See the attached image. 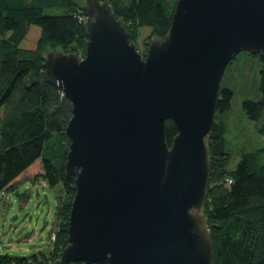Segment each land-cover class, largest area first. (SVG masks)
Instances as JSON below:
<instances>
[{
    "label": "water",
    "instance_id": "water-1",
    "mask_svg": "<svg viewBox=\"0 0 264 264\" xmlns=\"http://www.w3.org/2000/svg\"><path fill=\"white\" fill-rule=\"evenodd\" d=\"M84 1V57L57 49L44 63L72 103L76 193L55 264H213L204 210L216 105L232 61L264 53V0H177L144 57L108 0Z\"/></svg>",
    "mask_w": 264,
    "mask_h": 264
},
{
    "label": "trees",
    "instance_id": "trees-1",
    "mask_svg": "<svg viewBox=\"0 0 264 264\" xmlns=\"http://www.w3.org/2000/svg\"><path fill=\"white\" fill-rule=\"evenodd\" d=\"M108 2L136 43L145 27L152 32L149 40L165 38L176 5V0ZM79 7L76 0H0V192L10 193L24 182L41 178L51 189L60 185L70 198L58 209V229L50 230L56 234L50 254L0 255V264H28L29 260L55 264L69 243L68 220L76 193L75 177H67L65 169L72 103L47 81L44 63L47 54L57 49L84 57L88 37L81 18L86 16ZM32 27L40 31L37 48L23 49ZM254 56L262 62L263 99L246 101L243 108L251 121L259 122L264 118V53ZM233 97L230 88L221 86L216 116L231 110ZM257 130L264 136V123ZM177 133L173 121H167L169 147ZM225 137V126L216 120L204 210L211 231L213 264H264V147L256 154H243L236 168L230 169L231 155L223 152Z\"/></svg>",
    "mask_w": 264,
    "mask_h": 264
},
{
    "label": "rangeland",
    "instance_id": "rangeland-1",
    "mask_svg": "<svg viewBox=\"0 0 264 264\" xmlns=\"http://www.w3.org/2000/svg\"><path fill=\"white\" fill-rule=\"evenodd\" d=\"M76 1L80 6L85 4L84 0ZM169 1L174 3L175 0ZM151 35L150 28L141 30L136 45L142 56L147 53ZM26 39L21 47L35 50L40 31L37 29L36 34L29 31ZM261 70L260 58L243 52L228 66L222 81V86L230 88L234 94L231 110L216 116L226 129L223 152L231 155L230 169L236 168L243 154H256L264 147V136L257 130L262 127L264 118L253 122L243 108L246 101L263 99L260 92ZM10 193L9 197H3L0 192V255L29 257L39 252L50 254L56 240H51L53 232L50 234V230L58 229L55 224L60 218L58 209L70 198L60 185L51 189L41 178L24 182Z\"/></svg>",
    "mask_w": 264,
    "mask_h": 264
},
{
    "label": "built area",
    "instance_id": "built-area-1",
    "mask_svg": "<svg viewBox=\"0 0 264 264\" xmlns=\"http://www.w3.org/2000/svg\"><path fill=\"white\" fill-rule=\"evenodd\" d=\"M85 20H86V17L81 18V21L85 22ZM81 58H83V57H81ZM229 183H231V181H229ZM10 194H11V193L6 194L5 192H2V196H3V197H4V196L9 197ZM50 237H51V240L54 242V240L56 239V234H55V232H53L52 235H51ZM12 264H16V263H12ZM28 264H35V263H34L32 260H29V261H28Z\"/></svg>",
    "mask_w": 264,
    "mask_h": 264
},
{
    "label": "crops",
    "instance_id": "crops-1",
    "mask_svg": "<svg viewBox=\"0 0 264 264\" xmlns=\"http://www.w3.org/2000/svg\"><path fill=\"white\" fill-rule=\"evenodd\" d=\"M36 30H37L36 28H33V27H32V28L30 29V33L32 32V33L34 34V32H35V34H36ZM28 39H29V37H28L26 40H28ZM26 40H25V41H26ZM32 40H33V38H32ZM17 189H18V188H17ZM17 189H16V190H17Z\"/></svg>",
    "mask_w": 264,
    "mask_h": 264
},
{
    "label": "flooded vegetation",
    "instance_id": "flooded-vegetation-1",
    "mask_svg": "<svg viewBox=\"0 0 264 264\" xmlns=\"http://www.w3.org/2000/svg\"><path fill=\"white\" fill-rule=\"evenodd\" d=\"M143 56H145V54Z\"/></svg>",
    "mask_w": 264,
    "mask_h": 264
}]
</instances>
